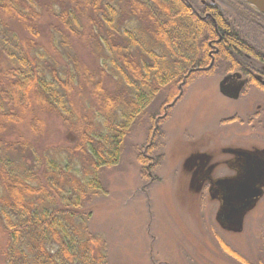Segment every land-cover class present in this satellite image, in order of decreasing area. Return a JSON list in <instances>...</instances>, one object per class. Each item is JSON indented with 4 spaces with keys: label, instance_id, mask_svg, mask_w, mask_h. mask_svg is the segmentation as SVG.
<instances>
[{
    "label": "trees",
    "instance_id": "trees-1",
    "mask_svg": "<svg viewBox=\"0 0 264 264\" xmlns=\"http://www.w3.org/2000/svg\"><path fill=\"white\" fill-rule=\"evenodd\" d=\"M236 1L233 18L196 0H0L4 264H108L87 207L136 119L164 93L150 114L149 138L157 139L158 122L189 80L243 69L238 60H264V22L256 21L264 15ZM44 15L51 17L46 44ZM211 45L221 52L209 55ZM75 46L93 56V68ZM51 116L60 119L67 145L44 143Z\"/></svg>",
    "mask_w": 264,
    "mask_h": 264
},
{
    "label": "rangeland",
    "instance_id": "rangeland-1",
    "mask_svg": "<svg viewBox=\"0 0 264 264\" xmlns=\"http://www.w3.org/2000/svg\"><path fill=\"white\" fill-rule=\"evenodd\" d=\"M204 1L217 5L233 18L239 14L236 0ZM195 3L203 5L201 0ZM50 20L51 17L45 15L40 20V40L44 44L48 40ZM253 32L250 30V34ZM258 41L264 44V31ZM75 50L79 51V59L84 64L95 66L87 50L77 46ZM218 77L199 76L189 80L183 97L172 106L168 116L158 122L160 136L150 139V114L157 112L165 95L158 94L131 126L121 144L118 163L101 170L103 191L89 200L87 209L92 211L91 231L105 242L108 264H152L151 258L157 264L163 263L167 258H177L178 253L188 249L189 242L198 241L199 236L210 235L203 218L207 224L211 222L214 200L209 195L210 199L204 197L201 202L192 176L199 171L198 162L202 156L217 154L216 131L228 138L230 133L247 130L246 125L232 126L223 119L234 106L245 108L247 101L237 106L229 105L217 89ZM259 94L261 92L253 98L257 99ZM239 111L244 116V110ZM48 122L44 143L67 145L60 119L51 116ZM231 138L244 142L237 137ZM157 155L161 156L160 162L155 160ZM263 210L264 202L255 214L257 221L261 220L259 212ZM0 264H4L1 255Z\"/></svg>",
    "mask_w": 264,
    "mask_h": 264
},
{
    "label": "flooded vegetation",
    "instance_id": "flooded-vegetation-1",
    "mask_svg": "<svg viewBox=\"0 0 264 264\" xmlns=\"http://www.w3.org/2000/svg\"><path fill=\"white\" fill-rule=\"evenodd\" d=\"M201 2L206 4L204 0ZM256 21L258 24L264 22L259 19ZM213 47L209 53L211 56L219 52L217 46ZM244 62V70L240 72L246 82L239 97H224L229 105L246 100L247 106L228 108L227 116L223 119L232 123V126L246 125L247 130L230 133L226 136L228 138H223V133L216 131L219 139L217 154L202 156L198 162L199 171L192 176V183L196 179L199 181L201 202L209 195L214 200L211 222L207 224L203 218L210 235L199 236L198 241L189 242L188 249L179 252L177 258H167L159 264H264V210L259 212L261 220L255 225L258 222L255 214L264 202V86L260 83L264 80V62L252 58ZM225 74L218 77L219 82ZM258 92L261 94L254 99ZM239 109L244 110V116H241ZM231 137L244 142L234 141ZM240 179L247 180L262 191L254 204L241 215L226 206L228 197L235 193L234 184ZM151 260L157 264L153 258Z\"/></svg>",
    "mask_w": 264,
    "mask_h": 264
},
{
    "label": "water",
    "instance_id": "water-1",
    "mask_svg": "<svg viewBox=\"0 0 264 264\" xmlns=\"http://www.w3.org/2000/svg\"><path fill=\"white\" fill-rule=\"evenodd\" d=\"M259 11L264 13V0H244ZM237 76H239L237 74ZM242 82L236 81L235 75L227 74L219 82L220 91L227 96L236 97L240 91ZM235 193L230 195L227 200V207H232L235 212L241 213L254 204L255 199L262 193L261 189L250 185L245 179L238 180L235 184ZM236 200V203L233 201ZM242 202V203H240ZM239 224V222H238Z\"/></svg>",
    "mask_w": 264,
    "mask_h": 264
},
{
    "label": "bare ground",
    "instance_id": "bare-ground-1",
    "mask_svg": "<svg viewBox=\"0 0 264 264\" xmlns=\"http://www.w3.org/2000/svg\"><path fill=\"white\" fill-rule=\"evenodd\" d=\"M257 11H258L259 13H261L262 15H264L263 12H261V11H259V10H257ZM201 18H202V19H209V16H208L207 14H202ZM258 60H260V59H258ZM261 61L264 62V60H261ZM237 64H238L239 66H240V65H243V66H244V65H245V62H244L243 60H238V61H237ZM240 70H244V69L239 68V69H235V70H232V71L229 72L231 75H235V78L238 80V82H242L241 89H240V91L238 92L237 96H236V97H233V96H227V95L223 94V92L220 91L219 83H218V85H217V89H218L219 93H220L222 96L230 97V98H233V99H236V98L239 97V94H240V92H241V90H242V87H243V85H244L245 82H246L245 78L242 77V73L240 72ZM237 74H238L239 76H237ZM257 77H259V76H257ZM260 83L264 86V80H261ZM180 99H181V98H180ZM180 99H179V100H180ZM191 249H192V248H191ZM142 262H143V260H142ZM152 264H153V263H152Z\"/></svg>",
    "mask_w": 264,
    "mask_h": 264
}]
</instances>
